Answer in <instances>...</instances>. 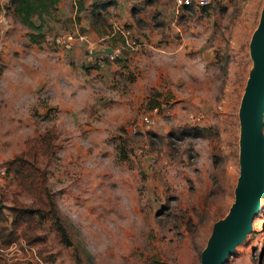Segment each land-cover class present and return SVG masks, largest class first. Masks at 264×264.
<instances>
[{
    "label": "rangeland",
    "instance_id": "rangeland-1",
    "mask_svg": "<svg viewBox=\"0 0 264 264\" xmlns=\"http://www.w3.org/2000/svg\"><path fill=\"white\" fill-rule=\"evenodd\" d=\"M263 4L60 0L38 30L14 13V0H0V203L10 220L9 205L36 199L4 165L35 142L36 164L73 241L61 242L54 218L34 209L30 226L40 238L30 247L21 235L0 243V264H199L234 201L238 112ZM112 23L147 45L101 66L84 45L65 51L52 43L63 31L97 39ZM147 113L149 127L141 123ZM50 129L44 153L34 139ZM222 264H264V189L250 229Z\"/></svg>",
    "mask_w": 264,
    "mask_h": 264
},
{
    "label": "water",
    "instance_id": "water-1",
    "mask_svg": "<svg viewBox=\"0 0 264 264\" xmlns=\"http://www.w3.org/2000/svg\"><path fill=\"white\" fill-rule=\"evenodd\" d=\"M249 52V71L239 107V176L228 213L213 226L199 264H222L250 229L264 189V4Z\"/></svg>",
    "mask_w": 264,
    "mask_h": 264
},
{
    "label": "trees",
    "instance_id": "trees-1",
    "mask_svg": "<svg viewBox=\"0 0 264 264\" xmlns=\"http://www.w3.org/2000/svg\"><path fill=\"white\" fill-rule=\"evenodd\" d=\"M59 2L60 0H14L13 11L30 28L40 30L44 24V17L55 15ZM34 18L39 20V22L35 23ZM112 38L114 37L108 38L107 41H111ZM114 45L116 44H113L112 47ZM123 54L124 50L121 56ZM201 130L203 132V129ZM198 131L199 128H189V132L197 133ZM52 136L53 130L50 129L34 139L41 144L44 153H47L50 149ZM36 157L37 149L35 142H33L25 151L4 162L6 171L12 173L18 185L33 194L36 199L34 198L33 206H26L20 202H14L9 205L7 208L11 211L10 220L7 219L0 203V243L7 246L21 235L24 243L30 246L36 239L40 238V234L35 232L30 226L32 210L36 209V213L39 215L54 218L55 230L60 241L66 245H72L73 241L60 220L52 193L46 185L45 170L36 164ZM38 199L41 202H38ZM21 222H24V226L18 228ZM151 264H162V262L152 259Z\"/></svg>",
    "mask_w": 264,
    "mask_h": 264
},
{
    "label": "built area",
    "instance_id": "built-area-1",
    "mask_svg": "<svg viewBox=\"0 0 264 264\" xmlns=\"http://www.w3.org/2000/svg\"><path fill=\"white\" fill-rule=\"evenodd\" d=\"M214 0H174L176 7H184L192 5L194 7L209 6ZM110 37H119L120 43L104 53H99L95 48L97 42H103ZM52 43L62 50H72L76 45H84L87 53L88 60H94L99 65H103L105 61H114L117 57L121 56L125 49H136L147 45L145 40H141L134 36L132 31L121 23H112L111 29L97 39H93L87 31H63L57 33L52 37ZM157 107L154 108V111ZM193 119H198L197 116L190 115ZM154 122V117L151 113L143 114L141 116V123L149 127ZM135 131V128H133ZM3 172V169L1 168Z\"/></svg>",
    "mask_w": 264,
    "mask_h": 264
},
{
    "label": "crops",
    "instance_id": "crops-1",
    "mask_svg": "<svg viewBox=\"0 0 264 264\" xmlns=\"http://www.w3.org/2000/svg\"><path fill=\"white\" fill-rule=\"evenodd\" d=\"M123 1V0H122ZM24 243V242H23ZM13 245H15L14 243H13ZM25 245V247H30L29 245H27V244H24ZM22 248H24V247H22Z\"/></svg>",
    "mask_w": 264,
    "mask_h": 264
}]
</instances>
